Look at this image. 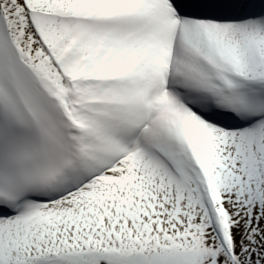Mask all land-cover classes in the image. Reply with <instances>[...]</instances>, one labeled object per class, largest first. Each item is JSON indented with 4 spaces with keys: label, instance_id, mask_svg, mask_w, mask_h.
<instances>
[{
    "label": "snow or ice",
    "instance_id": "1",
    "mask_svg": "<svg viewBox=\"0 0 264 264\" xmlns=\"http://www.w3.org/2000/svg\"><path fill=\"white\" fill-rule=\"evenodd\" d=\"M0 264H264V0H0Z\"/></svg>",
    "mask_w": 264,
    "mask_h": 264
}]
</instances>
